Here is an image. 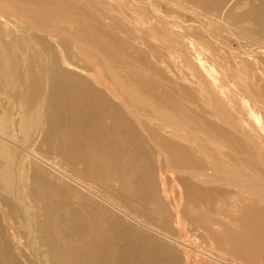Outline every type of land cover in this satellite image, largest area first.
Instances as JSON below:
<instances>
[{
  "label": "bare ground",
  "instance_id": "6f19581e",
  "mask_svg": "<svg viewBox=\"0 0 264 264\" xmlns=\"http://www.w3.org/2000/svg\"><path fill=\"white\" fill-rule=\"evenodd\" d=\"M146 1L148 8L130 9L131 23L135 27L139 23L136 11L147 13L150 9L157 24L164 27L167 40L188 52L191 71L201 82L196 87L197 100L206 108L199 107V111L207 116L208 123L192 116L193 112L172 113L154 107L137 94L125 95L128 100L125 103L109 90L115 100L129 109L125 114L112 106L103 92L77 75L58 71L55 62L49 70L39 65L36 72L27 62L13 63L19 52L17 46L6 49L0 44V91L4 86L5 92L12 96L5 117L0 116V264L15 261L8 236L17 247L24 244L39 264H181L182 257L185 264L220 262L222 254L217 245L210 237L193 234L192 227L181 220L177 206L184 200L195 204L213 202L215 192L199 191L195 183L179 178L183 191L178 183H173L179 199L172 201L165 191L169 173L186 174L204 185L218 181L243 188L254 204L240 212L249 217V224L232 241L241 248L240 242L245 244L242 250L247 259L233 252L228 255L232 264H264V174L258 172L264 168V0ZM243 3L246 7L242 12L231 9ZM117 11L126 15V10L119 6ZM164 12L173 15L172 18L165 17ZM8 14L17 13L12 10ZM189 14L203 17L213 30L208 32L191 22ZM191 27H199L200 33L207 36L196 34ZM154 29L152 26L148 33ZM0 34V42L10 35L7 30ZM184 40H190L192 47L184 45ZM43 106L48 111L45 134V126H41ZM145 106L152 111L145 110ZM22 112V119L16 121L14 114ZM28 116L30 119L26 120ZM146 121L156 125L159 132L153 126L145 128ZM134 123L143 130L139 131ZM29 124L34 132L36 128L40 130L39 136L28 130ZM166 135L193 145L202 157L194 154L187 158L186 150L174 146ZM149 141L157 147L158 168L165 172L160 177L165 199L177 206L173 223L177 234L173 241L180 252L153 242L147 231L154 232L152 227L156 226L128 208L134 204L143 211L150 206V212L155 209L167 212L153 177L155 166L151 162L152 153L147 151ZM206 144L220 156L209 154ZM52 151H57L60 157ZM17 152L21 153V159ZM227 157L238 159V164L220 161ZM41 163L59 171L64 184L58 187L60 191L46 185L49 177L41 174L38 165ZM201 163L209 167L208 171ZM219 171L228 172L229 176L222 179ZM73 184L88 193L72 194ZM105 202L110 208L106 209ZM111 209L126 218L113 215ZM39 212L42 215L37 220L34 214ZM157 219L164 221L163 217ZM165 223L171 224L168 219Z\"/></svg>",
  "mask_w": 264,
  "mask_h": 264
},
{
  "label": "rangeland",
  "instance_id": "374dc122",
  "mask_svg": "<svg viewBox=\"0 0 264 264\" xmlns=\"http://www.w3.org/2000/svg\"><path fill=\"white\" fill-rule=\"evenodd\" d=\"M157 1L160 2L161 0ZM249 1L252 2V0ZM147 2L146 0H0V33L3 30H7L10 33L9 37L5 36L0 44H3L6 49L17 46L19 52L13 63L18 61L27 62L29 63V68L31 67L30 69L36 72H38L39 65L49 70L51 63L55 62L57 67H59L58 71L77 75L94 89L103 92L109 98L110 104L125 114H127L129 109L124 108L126 105L123 107L118 99L115 100L109 90L114 92L112 94L115 96L122 98L125 103L128 101L125 95L137 94L148 99L154 107L168 112L185 114L193 112L192 116L202 119L207 124V116L201 115L199 111V107L201 110H206V108L197 100L199 92L196 87H199L201 82L194 77V73L191 71L190 63H188V56H190L188 52L180 45L167 40L164 27L157 24L158 21L155 20V15L150 9H148L150 12L147 13L136 11L139 23L136 27L131 23L133 22V17L130 9L142 10L144 7L148 8ZM118 6L123 11L126 10V15H124L126 17L118 13ZM245 7L246 4L243 3L233 5L231 9L235 13H240ZM12 10L19 15H9L8 12ZM163 10L168 12L166 8H163ZM166 12H164V16L169 19L172 18L173 15H169ZM190 16L193 20L191 22L202 26L204 30L208 32L213 30L209 25V21L203 17ZM25 21L32 23L35 28H31ZM152 26L155 28L154 31L148 33L149 28ZM191 29L200 36H207L203 32L200 33L199 27H191ZM242 29L245 30V33L247 32L246 27ZM177 31L182 33L180 29ZM223 36L228 38V34L224 33ZM230 39L234 38L231 37ZM189 41L184 40V45L192 47L193 43H189ZM21 71L25 75L23 67H21ZM95 80H100L101 82L98 83ZM258 85H261L260 80ZM19 90H23L22 86ZM11 98L12 96L5 92L4 86L1 87V117L6 113L5 110ZM144 109L147 111L151 110L148 106H145ZM16 111L17 109H13V112ZM41 112L43 114L41 126H45V134L48 131L47 108L43 106ZM14 117L16 121L21 120L23 112L18 115L14 114ZM126 118L133 121L130 116ZM25 119L29 120L30 117H25ZM164 122L169 124L168 121ZM15 126H12L14 131H16L17 127ZM152 126L159 132V128L156 125L147 121L144 123V127L147 129ZM32 127L30 124L28 125V130L31 133L34 132L31 129ZM135 127L139 131L143 130L140 127L138 128L137 124H135ZM36 129L34 135L39 136L40 130L37 129L36 132ZM193 129H195L194 124ZM159 134L163 135L164 132ZM166 137L170 138L169 140L174 146L186 150L184 153L187 158L194 154L202 157L193 145L188 142L179 139L173 140V136L166 135ZM200 138L203 142H206L202 136ZM39 140H41L40 137L35 142L37 145L40 142ZM147 140H149L148 137ZM53 146L56 147L55 144ZM156 149L154 142L151 143L149 141L147 143V151L152 153L153 156L151 157L152 166H155L153 168V177L157 182L159 197L166 206L167 212L161 213L157 209H155L156 212H150L149 210L152 208L150 206L145 207V209H149L148 211H143L134 204L128 205L132 212L156 226L152 227L154 232L146 230L150 239L168 249L179 251L173 241V237H176L177 234L173 223L175 221V211L177 210L175 207L178 206L181 220L186 222V226L192 227V233L210 237L220 250L219 252L222 254H219L220 262H211L209 260L210 264H232V259L228 255V253L232 252L233 254H238L239 258L241 256L242 259L246 260L247 258L244 256L246 252L242 250L245 244L240 242L243 246L241 248L237 242L234 243L232 241L236 234L239 237L240 233H244L249 224V217L240 214L247 208L251 209L254 204V201L250 200L249 196L245 194L246 191L238 186H228L227 182L217 181L216 183L210 182V185H204V182L191 180V177L186 174L173 175L169 173L165 191L172 201L179 199L178 190L174 188L173 183H178L183 191L182 183L178 181L179 178L190 182V184L195 183V187L199 191L209 189L208 191L215 192V195L212 196L215 197V201L212 198L213 202L209 200L208 203H205L203 201L202 204H195L190 201L185 202V200L177 206L172 203L168 204L171 201L165 199L166 193H164L160 182V177L165 172L160 171L157 166ZM206 149H210L209 154L215 158V155L220 156L207 144ZM249 153H251L253 158H256L253 152ZM52 154L59 156L57 151H52ZM17 155L20 159L22 158L20 157L21 153L17 152ZM220 161L237 165L239 160L234 157H227ZM55 162H58V159ZM24 163L27 164L28 162L24 161ZM202 163L201 165H203ZM38 165L40 166L41 174L43 173L46 178L49 177L46 185L53 191H60L58 187L60 184H64L60 180L62 176L59 171L46 165V163ZM203 166L205 171H208L209 167ZM241 168L242 171L249 173L247 169ZM258 172L263 175L264 168L258 169ZM219 174H221L222 179L229 176L228 172L219 171ZM172 175L175 181L172 180ZM64 181L70 184L68 180ZM71 186L73 190L70 192L72 193L73 191L72 194H76L78 191L83 195L88 193L75 184ZM216 189L219 192L218 194ZM119 198H117L118 201L122 203ZM105 207L106 209L110 208L106 202ZM27 208L30 210L29 207ZM111 212L117 217L126 218L120 214V211L111 209ZM220 214H222V217H220ZM41 215L42 212L34 214L37 220L41 218ZM158 217H163L164 221H158ZM167 219L171 224L168 223L165 226ZM8 239L12 244L11 255L15 260L13 264H39L37 258L31 256L32 254L30 255L25 249L24 244H20L17 247L11 236H8ZM229 245L235 246L229 248L227 247ZM236 247V250H231ZM239 258L234 257L235 260ZM181 260V264H185L183 257Z\"/></svg>",
  "mask_w": 264,
  "mask_h": 264
}]
</instances>
